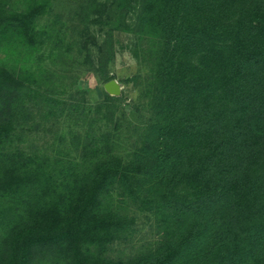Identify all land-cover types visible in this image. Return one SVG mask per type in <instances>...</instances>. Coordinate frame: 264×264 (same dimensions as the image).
Segmentation results:
<instances>
[{"label":"trees","instance_id":"16d2710c","mask_svg":"<svg viewBox=\"0 0 264 264\" xmlns=\"http://www.w3.org/2000/svg\"><path fill=\"white\" fill-rule=\"evenodd\" d=\"M15 3L0 0V50L13 54L0 63V264L44 251L71 264H264V0H77L43 23L48 1ZM88 21L108 29L100 44ZM115 31L134 33L140 67L122 116L106 92L73 103L47 63L59 52L94 64L92 45L107 77ZM62 115L81 126L77 158L17 143ZM132 204L156 234L115 256Z\"/></svg>","mask_w":264,"mask_h":264},{"label":"rangeland","instance_id":"374dc122","mask_svg":"<svg viewBox=\"0 0 264 264\" xmlns=\"http://www.w3.org/2000/svg\"><path fill=\"white\" fill-rule=\"evenodd\" d=\"M35 1L42 0H16L15 6L23 8L27 3L31 4ZM46 1L50 4L49 12L44 16L42 23L48 19L55 20L59 16L62 19H66L76 8L77 2V0ZM100 1L105 2L107 0ZM135 18L136 15L129 14L128 22L130 24L135 22ZM87 24L90 33L97 38L100 44L107 35L108 29L105 26L89 21ZM110 35L112 36L114 55L109 64V74L107 77L102 76L94 67L98 57V50L97 47L92 45L90 46V53L94 64H79L76 61L78 60L77 53L74 55L69 53L59 54V52L55 53V56H52L51 60L47 59V63H50L60 75L66 76V81L70 83L67 92L64 93L65 97L72 98L71 101L73 103L80 101L86 107L101 103L105 98L106 92L104 84L110 79H116L121 85L122 90L117 103H115L114 111L116 116H122L128 114L132 104L138 99V88L135 87L134 82L135 75L139 72L140 68L137 57V39L134 33L130 31H115ZM12 56L13 54L10 56L4 50H0V63L9 62ZM79 60L83 61L84 57ZM25 62L29 64L31 62L32 64L34 63L32 59L25 60ZM20 64H22V61L14 54V66L16 67ZM138 116H142L140 117V121H144L147 118L146 114L142 112L137 115H131L130 119L137 120ZM70 119L69 117L67 120L62 115L56 121L53 118H50L47 123H44V120L40 121L39 125L35 124L32 130L26 132V137L22 138L25 139L23 142L20 140L17 143L25 147L29 153H35V155L41 156L45 153L52 158H77L73 137L81 130V126L73 119ZM34 128L37 130H34ZM120 132L123 133L122 131ZM119 138L118 144L121 146L123 142L124 145L126 136L120 135ZM121 151L123 154L128 153L130 151L129 146L125 144ZM124 210L130 216L131 222L126 225L124 235L119 238L120 240L115 242L114 248L111 250L115 256L135 253L141 244L143 245L144 242L149 241L156 234L150 221L153 217L150 210L140 208L138 204H132ZM33 263L71 264L69 258L63 252L48 253L46 251L38 254Z\"/></svg>","mask_w":264,"mask_h":264},{"label":"water","instance_id":"95a60500","mask_svg":"<svg viewBox=\"0 0 264 264\" xmlns=\"http://www.w3.org/2000/svg\"><path fill=\"white\" fill-rule=\"evenodd\" d=\"M104 90L111 96H120L122 88L116 79H110L104 84Z\"/></svg>","mask_w":264,"mask_h":264}]
</instances>
